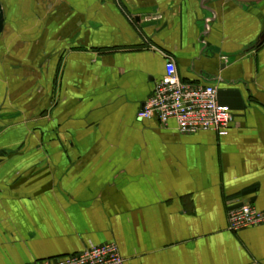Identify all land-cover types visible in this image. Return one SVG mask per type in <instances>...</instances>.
<instances>
[{
  "label": "crops",
  "instance_id": "0c3cea01",
  "mask_svg": "<svg viewBox=\"0 0 264 264\" xmlns=\"http://www.w3.org/2000/svg\"><path fill=\"white\" fill-rule=\"evenodd\" d=\"M0 264L107 242L125 264H264V0H0ZM170 58L225 135L138 112Z\"/></svg>",
  "mask_w": 264,
  "mask_h": 264
},
{
  "label": "built area",
  "instance_id": "2783aa9c",
  "mask_svg": "<svg viewBox=\"0 0 264 264\" xmlns=\"http://www.w3.org/2000/svg\"><path fill=\"white\" fill-rule=\"evenodd\" d=\"M139 119L155 120L161 127L173 122L180 133L211 130L227 134L233 122L231 110L218 100L211 84H194L181 80L173 60L168 58L163 75L155 82L151 95L138 112ZM229 230L237 232L264 222V213L250 203L229 206ZM31 264H125L114 242L88 246L73 254L37 260Z\"/></svg>",
  "mask_w": 264,
  "mask_h": 264
},
{
  "label": "water",
  "instance_id": "95a60500",
  "mask_svg": "<svg viewBox=\"0 0 264 264\" xmlns=\"http://www.w3.org/2000/svg\"><path fill=\"white\" fill-rule=\"evenodd\" d=\"M234 1H238V2H257L260 0H234ZM3 29V13H2V9H1V5H0V33Z\"/></svg>",
  "mask_w": 264,
  "mask_h": 264
}]
</instances>
